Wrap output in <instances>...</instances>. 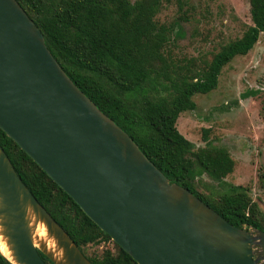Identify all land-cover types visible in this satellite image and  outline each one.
<instances>
[{"label":"water","instance_id":"obj_1","mask_svg":"<svg viewBox=\"0 0 264 264\" xmlns=\"http://www.w3.org/2000/svg\"><path fill=\"white\" fill-rule=\"evenodd\" d=\"M0 131L136 264H264V233L236 228L169 182L78 90L14 0H0ZM41 223L46 239L33 243ZM0 237L10 264H91L0 148Z\"/></svg>","mask_w":264,"mask_h":264},{"label":"trees","instance_id":"obj_2","mask_svg":"<svg viewBox=\"0 0 264 264\" xmlns=\"http://www.w3.org/2000/svg\"><path fill=\"white\" fill-rule=\"evenodd\" d=\"M14 1L70 81L169 182L188 190L230 225L264 233V213L245 187L227 185L207 194L198 190L201 174L220 183L232 172L228 152L208 142L207 129H202L204 145L194 148L175 126L180 113L194 110L192 97L214 90L221 69L252 49L264 32V0H247L250 25L202 63L169 57L174 29L155 20L163 0ZM0 148L22 184L91 264H136L2 131ZM258 180L264 185V169ZM100 244L110 248L86 253ZM0 264L10 263L0 255Z\"/></svg>","mask_w":264,"mask_h":264},{"label":"rangeland","instance_id":"obj_3","mask_svg":"<svg viewBox=\"0 0 264 264\" xmlns=\"http://www.w3.org/2000/svg\"><path fill=\"white\" fill-rule=\"evenodd\" d=\"M155 16L157 24L171 28L169 57L185 63H202L224 44L239 38L250 25L247 0H163ZM262 89V90H261ZM195 108L180 113L177 132L202 147V129L208 142L224 148L233 161L230 174L218 183L205 174L198 179L204 194L242 186L264 213V185L258 173L264 169V32L244 56L234 57L218 76L214 90L192 97ZM109 244L89 246L92 253Z\"/></svg>","mask_w":264,"mask_h":264},{"label":"bare ground","instance_id":"obj_4","mask_svg":"<svg viewBox=\"0 0 264 264\" xmlns=\"http://www.w3.org/2000/svg\"><path fill=\"white\" fill-rule=\"evenodd\" d=\"M40 241H45L46 243V247L49 250H52V241L46 239V232H45V228L41 223H37L34 230H33V243L36 244ZM0 252L7 257L8 259H10V253L7 250L6 246L4 245V242L2 240V238L0 237Z\"/></svg>","mask_w":264,"mask_h":264}]
</instances>
